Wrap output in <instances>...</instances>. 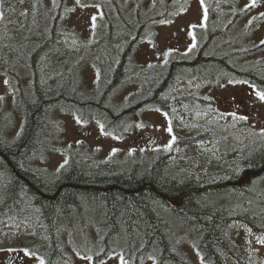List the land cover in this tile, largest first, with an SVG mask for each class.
Listing matches in <instances>:
<instances>
[{
    "label": "trees",
    "instance_id": "obj_1",
    "mask_svg": "<svg viewBox=\"0 0 264 264\" xmlns=\"http://www.w3.org/2000/svg\"><path fill=\"white\" fill-rule=\"evenodd\" d=\"M52 1L54 10L48 8L44 0H26L22 9L23 31L13 38L5 37L1 31L5 18L0 21V71H5L17 82L14 93L21 118L18 133L10 141L6 134L13 130L14 123L10 113L3 115L0 110V228L5 223L28 226L30 232L18 242V250L43 264H70L62 236L70 233L69 244L73 248L80 243L73 231L79 213L72 215V210L85 200L99 197L100 204L94 206L103 213L104 233L99 242L100 252L92 255L94 263L112 257L118 250L125 264H141L150 255L158 260V255L166 253L164 248L172 255L170 259H175L176 253L169 248L174 244L170 221L150 212L148 202L153 198H181L184 217L176 214L189 230L197 232L196 246L203 260L207 264H226V257L239 260L236 246L226 235L228 226L243 223L252 233L264 234V226L260 223L264 219L257 216L252 207L244 206L245 202L254 204L250 190L226 185L229 181L226 175L236 178L241 169L264 173V135H256L243 125L222 135L218 124L212 129L206 123L203 125L206 128L197 135L176 140L174 146L181 149L194 143L213 146V157L203 166H194L192 160L182 157L156 158L146 170L144 166L127 170L123 164L118 168L100 169L85 166V161L75 159L72 154L64 174L50 181L44 169H34L29 162L45 159L50 145L48 136L57 129L51 111L62 102L67 111L78 116L86 110L97 115L101 112L103 120L115 125L149 104L171 121L203 114V119L207 120L214 106L211 99L197 93L181 97L175 94V89L183 86L186 80L204 88L202 76L214 83L220 78L218 76L225 75L224 79L246 84L255 92H264V58L258 56L264 53V38L252 47L243 46L242 37L229 38L227 34L236 25L241 11L234 10L235 4L228 0L231 9H212L215 3L209 1L204 4L203 37L196 43V49L189 57L169 60L161 71L150 76L145 69L133 70L128 59L149 26L166 22L176 12L179 6L176 0H152L149 6L143 0H128L130 8L126 13L120 0H74L100 13V18L92 19L95 26L92 41L62 25L66 0ZM109 10L114 13V22L107 18ZM250 29L248 27L247 31ZM96 34L106 42L97 41ZM120 39L122 43L114 42ZM221 39H225L224 42H218ZM61 47H68V56L59 62ZM106 49H109L106 54L112 56H101V51ZM253 56V61H245ZM81 60L95 67L100 79L108 77L104 84L110 93L135 83L144 89L149 78L153 81L151 90L127 108L116 111L101 108L97 100L87 98L83 91L76 92L73 85L72 76L77 73ZM19 71L28 73V89L19 85L16 74ZM70 75L69 84L66 79ZM78 77L80 81L81 75ZM163 160L165 174L161 171ZM56 187H60L57 193ZM47 198H51L49 202ZM209 199L216 200L215 205L210 204ZM116 204L118 209L112 213ZM27 207L37 212L7 220ZM173 235L176 238L177 235Z\"/></svg>",
    "mask_w": 264,
    "mask_h": 264
},
{
    "label": "rangeland",
    "instance_id": "obj_2",
    "mask_svg": "<svg viewBox=\"0 0 264 264\" xmlns=\"http://www.w3.org/2000/svg\"><path fill=\"white\" fill-rule=\"evenodd\" d=\"M123 11H129L128 0H120ZM179 3L176 12L169 17L166 22H160L146 29L141 41L135 46L129 57L128 64L133 70L146 69L152 73L154 69L163 68L168 60L175 57H189L190 53L196 49L194 35L203 31V19L205 14L204 4L214 1V8L222 10L231 9L227 5V0H176ZM235 4L234 10L241 11L237 18V25L233 26L227 36L229 38L242 37L243 46L258 45L264 38V0H228ZM26 0H0V21L5 18L1 31L5 37L13 38L23 31L22 9ZM149 6L151 0H143ZM45 5L50 9H55L52 0H44ZM66 16L63 18L62 25L66 28L78 32L87 41H92L93 17H99L97 9L90 6H82L74 0H66ZM107 18L111 22L115 21L114 13L109 10L106 12ZM194 26V27H193ZM247 27L250 32L247 33ZM112 34V31L103 30ZM203 34V33H202ZM7 38V39H8ZM225 39L218 40L222 43ZM238 48V47H237ZM239 49V48H238ZM63 55L58 56V61H62L68 56V47L59 48ZM182 55V56H180ZM64 56V57H63ZM256 56V55H255ZM245 59L246 62L253 61L254 57ZM258 56L264 58L263 54ZM225 76V75H223ZM19 85L21 88H29V78L27 73L18 72ZM84 94L87 98L94 100L97 98L101 84L98 74L94 67L87 65L81 71V80ZM16 80L8 77L5 71H0V110L3 115L11 114V121L14 123L12 131L6 137L13 140L16 137L19 126L20 116L17 109L15 91L17 90ZM218 84L206 85L198 89L191 84L175 89L176 95L185 92H197L200 97L211 99L214 106L210 110L211 115L204 120L203 116L187 119L174 118L172 121L168 116L159 112L155 108H145L127 116L119 123L115 129L107 127L105 120H94L95 115L90 113L79 120L77 114L69 110L63 112L59 108L53 110L54 118L59 122V130L50 138V145L44 160H35L31 163L34 169H44L54 179H58V172L63 170L71 157L76 154L85 155L86 160L95 168H118L123 164L127 170L134 168H145V170L158 158L159 154L179 152L178 158L190 159L194 166H203L205 162L213 157V146L194 143L186 149L174 146L177 139L190 138L203 131L206 123L212 129L217 124L221 127L220 134L225 135L243 123L250 132L264 135V101H261L256 92L248 85L232 81L230 79H219ZM28 92V90H24ZM146 93L136 83L120 88L110 95L109 103L116 110L127 108L139 101ZM5 112V113H4ZM235 114V115H233ZM244 116L247 119H240ZM79 121V123L77 122ZM110 121V120H109ZM138 125H142L138 127ZM171 129V131H169ZM154 141V142H153ZM152 143L148 146V143ZM73 154V156H72ZM144 166V167H143ZM253 192H261L264 189V178L255 181ZM245 207H249L244 203ZM264 212V210H262ZM258 213V211H257ZM98 220V219H97ZM93 225V224H92ZM87 242H80L79 249L84 252V246L90 248V253L77 254L69 244L68 235L62 236L66 246L65 250L69 253L73 264H95L92 261V253H99L101 247L99 241L100 234L93 233L91 225L88 227ZM29 230L25 226L3 225L0 230V264H4L5 259L11 256L9 264H39V259L26 255L24 251L18 250L16 245L23 241ZM74 233L79 236L80 231L74 228ZM230 240L236 245L241 264H264V236L252 233L246 225L233 224L228 233ZM81 238V237H80ZM122 239L120 240V242ZM124 241V240H123ZM111 243L114 240L110 241ZM99 245V246H98ZM97 249L92 251L94 247ZM192 250L188 239H182L178 250ZM120 250L117 254L96 264H124ZM91 257V259H87ZM142 264H154L151 258H147ZM193 264H200L194 261ZM227 264H235L227 262Z\"/></svg>",
    "mask_w": 264,
    "mask_h": 264
},
{
    "label": "flooded vegetation",
    "instance_id": "obj_3",
    "mask_svg": "<svg viewBox=\"0 0 264 264\" xmlns=\"http://www.w3.org/2000/svg\"><path fill=\"white\" fill-rule=\"evenodd\" d=\"M159 71H161V70H158V71L156 70L155 72L148 73V70H147V73H148V75L152 76V75L156 74ZM206 77L207 76H202L201 82L204 85L208 82V79ZM80 80H81V77H80ZM188 82L190 83L189 80H186L184 82L185 85L188 84ZM152 83H153V81H151V78H149V80L147 82V86L144 88V91H145L146 95H147L148 92H150ZM185 85L179 86V87H185ZM196 86L195 87L198 89V85H196ZM189 93H197V92H188L187 91L184 94H181V95H178V96L179 97L186 96ZM195 98H198V97H195ZM148 106L157 109L156 107L151 106L150 104ZM187 118H193V117H183V118H178V119L182 120V119H187ZM240 125H243V123H240ZM151 145L152 144H150L148 146H151ZM179 156H180L179 152L172 153L171 155H167L166 153H163V154H159L158 159L165 158V159L173 160L174 158L177 159ZM92 164H93V162H92ZM89 165H91V164L89 163L88 160L85 159V166H89ZM161 169H162L161 170L162 174H165L166 173V167H165L164 160H163V164H162ZM238 172H239L238 173L239 176H237L236 178L232 177L229 174H228L229 176L226 175V179L229 180L228 184H226V185L230 186V187H234V186L238 187L237 183L240 181V179L244 175H246L248 181L243 186L246 187L247 190H250V199L254 201V204L251 202L250 203L251 205L250 204L249 205L253 208V210H254V212L256 213L257 216L259 215V216H261L264 219V212H262V210H264L262 208L264 206V189L261 192H256V193L253 192V189L255 188V187H253L254 184H255V181L257 179L264 178V173H259V172L255 173V172L243 171V169L239 170ZM243 186H241V187H243ZM60 187L56 188V193L59 191ZM93 189H95V188H93ZM50 199L51 198H47V201L49 202ZM228 200L230 201V199H228ZM175 201H178L177 205L173 204V202H175ZM215 202H216V200L209 199V203L210 204H214L215 205ZM222 202H224V201H222ZM148 203L151 204V207L149 208L150 212H154L155 214H159L162 217H164L165 219H168L170 221V225H171L173 234L177 235L176 238H175V236L172 234V237H173V240H174V244L170 245V247H169L170 249H172L176 253V256L174 257L175 259H173V258L170 259L172 257V255L169 252H167L166 248H164L166 253L158 255V260H156L152 256H149L148 258H151L154 261V264H193L194 261H197V262L199 261L200 264H207V262L203 260L202 256L200 255V252L198 251L197 246H196L197 241H195V238H197V236H198L197 232L196 231L193 232L192 230H189L188 227L185 226V222L183 221V219H181V218L179 219L178 218L177 214L182 215L181 212L183 211V207H182V204H181V198H178V199H175V200H172V199L163 200L161 198H153V199H149ZM28 205L29 204H27V206ZM226 205H229V204L226 203ZM257 211H258V213H257ZM33 212L36 213L37 210H34L32 208H28L27 207L23 211H20V210L16 211L15 214L11 215V217H10L11 220L8 219V218H7V220L8 221H13V220L17 219L18 215L28 216V214L33 213ZM102 215H103V213L95 206L86 207V210L80 212L79 213V217L82 218V220L79 219L77 221L78 222L77 226L74 227V228H77L80 231L79 236H83V237L88 236V232H89L88 231V227H89V225H91V228L94 229L93 233L101 234L102 233V221H103ZM226 215L229 216L230 212L227 211ZM260 223H261V226H264V220L260 221ZM5 224L11 225V226H25L30 231L29 227L24 225V224H17V225H12V224H8V223H5ZM237 224L240 225L241 223H237ZM242 225H244V224H242ZM74 228H73V231H74ZM231 228H232V226L229 225L227 230H226V235H227L228 240L231 243H233L230 240V238L228 237V233L231 230ZM262 236H264V234ZM182 239L183 240L184 239H188L189 243L191 244V247L194 249V251H192V250H182V249L178 250V247L180 245V241ZM178 256H179V258H178ZM179 260H181V261H179ZM225 262H226V264H227V262H233L235 264H241L242 263L240 260L235 259V257H226L225 258ZM9 263L10 262H7L5 264H9ZM39 264H41V262H39ZM70 264H73V263H70Z\"/></svg>",
    "mask_w": 264,
    "mask_h": 264
},
{
    "label": "bare ground",
    "instance_id": "obj_4",
    "mask_svg": "<svg viewBox=\"0 0 264 264\" xmlns=\"http://www.w3.org/2000/svg\"><path fill=\"white\" fill-rule=\"evenodd\" d=\"M151 3H152V0H151ZM97 35L98 34H96V40L97 41H99V42H101V41H105L106 42V40L105 39H103L102 37H99V38H97ZM115 43H117V42H119V43H122L123 42V40L122 39H120V40H115L114 41ZM118 50H124L123 48H118ZM240 50V49H239ZM109 51V49H106V50H104V51H101V56L102 57H105V56H112L111 55V53H110V55H107L106 53ZM61 55H63V52H59V56H61ZM64 57V56H63ZM65 58L66 57H64L63 58V60L62 61H65ZM80 62H82V63H80ZM79 62V69H77V73H75V75L74 76H72V79H73V85H74V87H75V89H76V92H78V91H83V87H82V83L79 81V77L77 78V75L78 74H80L81 73V71L83 70V68L85 67V66H87V65H91V64H89L87 61H85V60H81ZM100 68V67H99ZM68 75H69V73H68ZM63 77V76H62ZM70 78H71V75L70 76H68V78L66 79V82L67 83H69L70 84ZM106 78H108L107 76H105L103 79L101 78L100 80H99V82H100V84H101V87H100V92H99V94H98V96H97V98L95 99V100H97L100 104H99V107H101V108H107V109H109L110 111H114L115 110V108L109 103V99H110V95H111V91H107L106 90V88H105V81L107 80ZM63 79V78H62ZM52 86H54L55 87V84H53ZM53 87V88H54ZM115 90V89H114ZM84 92V91H83ZM59 108V109H61L63 112H66L67 110H66V108H67V106H66V104L64 103V102H62V103H59L57 106H55L53 109H52V111H51V117H52V119H53V122H55V125H56V130L52 133V134H50L49 136H48V138L50 139L51 137H52V135L54 134V133H56L58 130H59V122L54 118V116H53V110L55 109V108ZM90 113H92V114H94L95 115V118H94V120H100V121H102L104 118H103V113H101V112H99V115H97L94 111H90V110H86V112L84 113H82V114H80V118H79V120H82L83 118H84V116H86L87 114H90ZM83 155H80V154H76L75 153V159H78L79 158V160H82L83 162L85 161V159H86V157H85V155H87V152L85 151V152H83L82 153ZM31 163L32 162H29V164L31 165ZM31 167H32V165H31ZM64 170V169H63ZM63 170H61L60 172H58V178H60L63 174H64V171ZM89 173H95V172H93V171H91V170H87ZM45 174H46V177H47V179H50V181H54V178H55V175L53 176V175H51L48 171H46L45 170ZM247 181H248V179H247ZM68 186H70V185H68ZM72 186V185H71ZM238 186V185H237ZM56 188H59V187H56ZM101 198H97V197H93L91 200H89V201H84V203H81L80 204V206L78 207V208H76V209H73L72 210V212H73V214L72 215H74V214H78V213H80V212H82V211H84V210H86V207H89V206H94V205H99L100 204V200ZM118 202H121L120 200H118ZM117 205L118 204H116V206L114 207H112V210H113V212L112 213H114L115 211H117ZM182 217H184L183 215H181ZM188 218H189V216H187ZM186 218V217H185ZM77 219L79 220V219H81L82 220V218H80L79 217V214L77 215ZM104 220H106V219H104Z\"/></svg>",
    "mask_w": 264,
    "mask_h": 264
},
{
    "label": "snow or ice",
    "instance_id": "obj_5",
    "mask_svg": "<svg viewBox=\"0 0 264 264\" xmlns=\"http://www.w3.org/2000/svg\"><path fill=\"white\" fill-rule=\"evenodd\" d=\"M201 3L203 4V0H201ZM253 6L255 5V0H252ZM95 19V17H93V20ZM163 23V21H162ZM194 27V26H193ZM262 43H264V41H262ZM257 97L261 100L264 101V92H260L257 91L256 92ZM235 115V114H233ZM240 119H247V117L241 116L239 117ZM79 123V121H77ZM142 125H138V127H141ZM169 131H171V129H169ZM26 255L28 254L27 252L25 253ZM87 259H91V257H87ZM41 264H43V262H41Z\"/></svg>",
    "mask_w": 264,
    "mask_h": 264
},
{
    "label": "water",
    "instance_id": "obj_6",
    "mask_svg": "<svg viewBox=\"0 0 264 264\" xmlns=\"http://www.w3.org/2000/svg\"><path fill=\"white\" fill-rule=\"evenodd\" d=\"M246 182H247V177H246V175H244V176L241 178V180L237 183V185H238V186H243L244 184H246ZM173 204L177 205V204H178V201L173 202ZM8 260H9V258L6 259V262H7Z\"/></svg>",
    "mask_w": 264,
    "mask_h": 264
}]
</instances>
